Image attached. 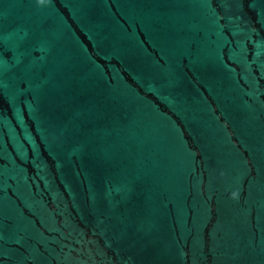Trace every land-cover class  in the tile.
<instances>
[{
  "label": "water",
  "instance_id": "obj_1",
  "mask_svg": "<svg viewBox=\"0 0 264 264\" xmlns=\"http://www.w3.org/2000/svg\"><path fill=\"white\" fill-rule=\"evenodd\" d=\"M0 264H264V0H0Z\"/></svg>",
  "mask_w": 264,
  "mask_h": 264
}]
</instances>
